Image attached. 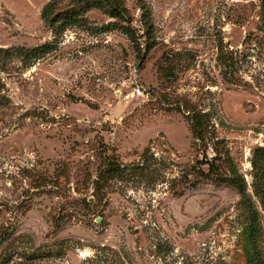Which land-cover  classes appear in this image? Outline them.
Returning <instances> with one entry per match:
<instances>
[{
    "label": "rangeland",
    "instance_id": "1",
    "mask_svg": "<svg viewBox=\"0 0 264 264\" xmlns=\"http://www.w3.org/2000/svg\"><path fill=\"white\" fill-rule=\"evenodd\" d=\"M122 2L0 0V264H264V0Z\"/></svg>",
    "mask_w": 264,
    "mask_h": 264
},
{
    "label": "trees",
    "instance_id": "2",
    "mask_svg": "<svg viewBox=\"0 0 264 264\" xmlns=\"http://www.w3.org/2000/svg\"><path fill=\"white\" fill-rule=\"evenodd\" d=\"M81 1L82 0H78V2H81ZM86 1H87V4L84 8V11L90 10L93 8H97V9H101V10H106L107 13L109 15H111L112 17H123V14L126 12V9H125V6H124L122 0H86ZM54 4H55V2L50 3L45 8V18H46V15L48 14V12L50 10H53ZM75 15H77V13L71 17V19L68 22L69 25H75L79 22V19ZM124 30L129 35H132L131 30H129L127 27H125ZM52 49L53 48L50 45H43V46H39L36 48H32L30 50H24L25 51L24 56L27 58H39L40 56H43L45 54L50 53L52 51ZM256 158L257 159L259 158L262 161H264V149L259 148L256 151ZM105 168L106 169H105L104 173H105V175H107L106 178L111 177L116 172V166H115L114 162H112V161H108ZM255 169H258L256 163H255ZM235 175L233 174V178L230 179V183L234 187H236L242 194L245 195L244 180H242L241 177H239L237 175V172H235ZM106 178H104V176L103 177L101 176L99 180H103ZM254 180H255V182H254L253 188H254L255 196H257L259 198L262 206L264 207V168L261 170H257V172L255 173V176H254ZM246 200H247V202L250 201L249 198H247ZM249 213L251 214V225L249 228L248 238H249L250 244L254 247L253 251H255V253H254L255 255L249 256V259H250V263H254L255 257L258 254L257 249L255 247H256L257 240L259 239V236H260V224L258 222L259 221L258 220V213L255 210V208L253 207V205H251V203H249ZM257 264H259V262Z\"/></svg>",
    "mask_w": 264,
    "mask_h": 264
}]
</instances>
